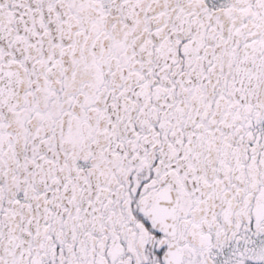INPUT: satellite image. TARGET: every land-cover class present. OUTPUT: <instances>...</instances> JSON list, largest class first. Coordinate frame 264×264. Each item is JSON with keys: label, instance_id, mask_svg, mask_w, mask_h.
Instances as JSON below:
<instances>
[{"label": "snow or ice", "instance_id": "6c2138e0", "mask_svg": "<svg viewBox=\"0 0 264 264\" xmlns=\"http://www.w3.org/2000/svg\"><path fill=\"white\" fill-rule=\"evenodd\" d=\"M0 264H264V0H0Z\"/></svg>", "mask_w": 264, "mask_h": 264}]
</instances>
